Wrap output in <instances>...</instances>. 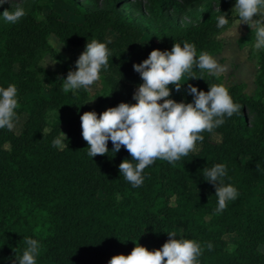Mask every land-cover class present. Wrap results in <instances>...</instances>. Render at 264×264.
Returning <instances> with one entry per match:
<instances>
[{
    "label": "trees",
    "instance_id": "obj_1",
    "mask_svg": "<svg viewBox=\"0 0 264 264\" xmlns=\"http://www.w3.org/2000/svg\"><path fill=\"white\" fill-rule=\"evenodd\" d=\"M232 1L215 7L214 0H64L79 17L70 19L36 0L18 22L0 23V87L16 86L14 123L23 119L18 132L0 129V264H14L25 238L39 241L37 264H108L136 243L161 248L167 232L199 242V264H264V49L249 50L257 65L254 94L195 66L203 78L183 79L180 91L170 85V98L188 103L190 86L208 91L224 84L240 110L203 132V141L175 165L157 159L146 167L139 187L119 171L131 159L125 148L114 153L109 140L108 154L93 158L82 137L84 112L136 103L133 92L143 81L133 65L152 50L187 41L197 57L219 53ZM221 15L228 19L224 28L217 27ZM185 18L190 23L182 24ZM52 34L76 48L93 39L106 43L109 66L101 70L103 92L94 107L87 90L65 93L64 77L41 64L47 54L59 57ZM50 108L60 112L54 122L46 118ZM63 125L64 147H54ZM216 164L226 166L223 182L239 193L220 213L216 188L202 174ZM229 235L236 237L232 247Z\"/></svg>",
    "mask_w": 264,
    "mask_h": 264
},
{
    "label": "clouds",
    "instance_id": "obj_2",
    "mask_svg": "<svg viewBox=\"0 0 264 264\" xmlns=\"http://www.w3.org/2000/svg\"><path fill=\"white\" fill-rule=\"evenodd\" d=\"M8 2L0 0V5ZM231 12L239 20L237 29L241 24H247L255 34L254 48L257 51L264 49V0H236ZM0 15L6 22L16 23L25 16V10L22 7L14 11L5 9ZM227 24L225 15L217 18V27L224 28ZM110 55L106 43L96 39L88 41L76 61V70H70L63 78V91L75 92L84 88L93 93L94 86L101 81V70L109 66ZM49 62L55 63V59L49 58L44 67ZM194 66L217 77L226 70L207 52H201L197 57L195 46L187 41L183 46L175 42L171 50L154 49L142 63L134 64V70L143 81L133 95L136 103L121 102L100 114L94 110L86 111L80 117L88 155L94 158L108 154L109 140L114 153L125 148L131 159H124L119 164V171L133 187H139L144 181L142 174L145 168L157 159L175 165L182 157L193 152L197 141H203V132L211 133L225 122V115L231 117L240 110V105L234 102L224 84H212L208 91L190 86L188 92L194 97L192 102H177L170 98V85H175L176 91H180L185 84L181 83L182 78L187 82L193 78H203L193 73ZM17 91L14 84L7 88L0 87V129L11 131L15 128L14 121L18 118ZM63 137L67 136L62 131V136L52 141L53 146L63 148ZM226 172L224 164L202 170L204 179L216 188L217 213L222 212L227 202L235 200L239 194L235 186L224 184ZM167 233L170 238L161 248L149 250L136 243L130 254L114 255L108 264H199L198 258L203 252L199 242L177 239L175 232ZM25 243L27 247L14 264H37L39 241L25 238ZM207 247L211 249L212 245L209 243Z\"/></svg>",
    "mask_w": 264,
    "mask_h": 264
},
{
    "label": "rangeland",
    "instance_id": "obj_3",
    "mask_svg": "<svg viewBox=\"0 0 264 264\" xmlns=\"http://www.w3.org/2000/svg\"><path fill=\"white\" fill-rule=\"evenodd\" d=\"M36 0H9L8 3L0 5V14L5 9L14 11L17 7H22L25 13L30 10L31 5ZM219 0H214L215 7L218 6ZM39 3L44 4L45 10L55 9L63 14L66 18L78 19L79 17L74 13V8L65 4L64 0H39ZM236 0L232 1L231 10L234 7ZM39 16V14H36ZM6 22L2 15H0V23ZM190 20L185 18L182 24H188ZM229 27L224 30L220 35L219 39L222 42L221 51L217 54L212 55L217 59L220 66L224 67L226 70L220 75L223 76L224 84L230 85L233 83L241 84L244 91L249 94H254L256 89L255 76L257 73V65L254 61L249 60V50L254 48L255 34L253 30L247 24H241L238 29L239 20L234 13L231 12L229 17ZM236 29L239 33L237 38ZM112 36V34L110 35ZM145 38H150L149 34H144ZM50 43L54 46L59 54L58 58H54L52 55L47 54L41 64L49 59H55V63L49 62L46 68L56 72L59 76L67 77L70 70H76V61L79 56L85 50L86 44L76 48L71 45L65 44L59 40V38L52 34L49 37ZM62 45V46H61ZM61 46V47H60ZM183 80V78H182ZM93 93L88 91L91 100L90 103L94 107L97 102V95L102 94L103 81L94 86ZM137 88L134 90L133 95ZM48 93V92H47ZM163 101H161L162 103ZM60 116V112L54 108H50L46 113V118L48 122H54ZM23 119L19 120L15 124V131H19ZM63 132L66 133V126L63 125ZM213 139H220L219 134H213ZM234 235L227 236L229 240V246L232 247L235 241Z\"/></svg>",
    "mask_w": 264,
    "mask_h": 264
}]
</instances>
